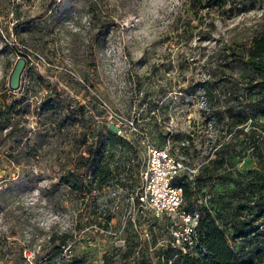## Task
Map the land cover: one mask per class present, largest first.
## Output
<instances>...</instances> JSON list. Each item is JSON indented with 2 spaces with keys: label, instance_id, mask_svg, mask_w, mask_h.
I'll return each instance as SVG.
<instances>
[{
  "label": "rangeland",
  "instance_id": "374dc122",
  "mask_svg": "<svg viewBox=\"0 0 264 264\" xmlns=\"http://www.w3.org/2000/svg\"><path fill=\"white\" fill-rule=\"evenodd\" d=\"M188 8L186 0H0V108L12 109L6 131H18L0 141V264H62L48 261L54 247L48 240L66 231L73 235L71 257L88 264L118 258L128 244L127 221L138 216L130 202L145 157L140 137L156 146L169 139L184 167L207 165L215 139L217 148L235 151L228 165L233 177L256 167L242 140L250 131L264 139V118L229 131L222 108L213 123L216 109L205 108L203 88L210 87L207 73L225 46L248 44L264 32V0L237 6L228 20L217 18L209 39L200 42L180 34ZM18 58L26 65L11 91L8 78ZM119 131H131L134 142L128 153L118 145L111 168L126 169L95 189L101 207L89 208L65 179L79 164L83 142L121 137ZM208 192L224 193L194 191L200 201ZM147 219L152 234L159 231L166 241L165 222ZM158 246L149 248L150 256ZM141 254L137 248L131 259Z\"/></svg>",
  "mask_w": 264,
  "mask_h": 264
},
{
  "label": "trees",
  "instance_id": "16d2710c",
  "mask_svg": "<svg viewBox=\"0 0 264 264\" xmlns=\"http://www.w3.org/2000/svg\"><path fill=\"white\" fill-rule=\"evenodd\" d=\"M186 1L190 18L180 27V34L187 39L197 36L200 42L209 39L215 30L217 18L220 21L228 20L236 12L237 6L261 0ZM177 36L180 38V35ZM207 75L208 79L204 84L210 87L203 88L206 94L205 108H214L215 113L222 108V118L228 120L226 125L229 131L233 127H254L256 119L264 118V32L252 37L248 44L225 46L220 55V63L214 65ZM44 102L45 100L40 104V109H43ZM11 115L10 106L4 107L3 111L0 108V141L3 143L15 137L18 132L16 129L6 131ZM218 116L217 113L213 123L219 120ZM237 131L240 132L241 128ZM133 142L134 134L130 131L125 133V138L107 134L97 136L91 143H82V150L79 148L76 159L79 164L69 170L65 181L67 184L73 181L71 189L80 192L82 198L89 201V208L101 207L94 200V197L97 200L93 195L95 189L100 191L110 178L122 175L126 169L125 165L111 168L118 145L126 147L128 153L132 150ZM242 142L251 148L255 168L233 177L228 171V165L235 151L228 145L217 148L219 139H215L210 147L213 159L199 170L193 184L178 181L183 188L184 210L198 214L195 227L197 244L187 253L172 247L169 239L163 241V233L158 231L152 234L148 219L138 214L133 222L127 221L123 230L128 240L125 250L115 260L103 257V263L264 264V139H258L250 131L244 135ZM181 148L187 152L186 147ZM83 153L87 156L83 157ZM240 157L244 158L245 153H240ZM89 175L92 180L84 185L83 181ZM198 187L209 191L220 188L224 193L208 192L200 201L194 193ZM102 211L106 209H101V214ZM104 219L103 226L107 228L110 219ZM48 243L54 246L49 262L60 258L62 264H88L83 258L70 256L74 248L70 231L49 237ZM157 244L159 246L154 249L153 256H150L149 248ZM137 248H142L145 254L131 259Z\"/></svg>",
  "mask_w": 264,
  "mask_h": 264
},
{
  "label": "built area",
  "instance_id": "2783aa9c",
  "mask_svg": "<svg viewBox=\"0 0 264 264\" xmlns=\"http://www.w3.org/2000/svg\"><path fill=\"white\" fill-rule=\"evenodd\" d=\"M119 131L118 134L122 138ZM264 136V132L260 131ZM139 147L144 150V160L138 172V186L131 198L135 214L152 217L165 222L172 247L187 253L197 244L195 227L198 214L187 212L183 205V188L178 181L193 184L199 169L194 166H183L174 155L169 139L160 146L140 137ZM132 222V218H129Z\"/></svg>",
  "mask_w": 264,
  "mask_h": 264
},
{
  "label": "water",
  "instance_id": "95a60500",
  "mask_svg": "<svg viewBox=\"0 0 264 264\" xmlns=\"http://www.w3.org/2000/svg\"><path fill=\"white\" fill-rule=\"evenodd\" d=\"M25 65L26 60L24 58H18L16 60L8 78V88L11 91H16L18 89Z\"/></svg>",
  "mask_w": 264,
  "mask_h": 264
}]
</instances>
